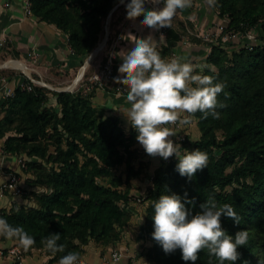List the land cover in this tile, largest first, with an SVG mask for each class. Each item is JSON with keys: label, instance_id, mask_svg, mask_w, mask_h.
Instances as JSON below:
<instances>
[{"label": "trees", "instance_id": "trees-1", "mask_svg": "<svg viewBox=\"0 0 264 264\" xmlns=\"http://www.w3.org/2000/svg\"><path fill=\"white\" fill-rule=\"evenodd\" d=\"M28 2L33 16L67 37L82 64L100 42L107 16L111 27L117 16L126 15L130 0L121 5L119 0ZM211 8L223 25L207 40L193 33V42L209 48L205 67L194 74L225 85L218 97L225 106L217 108L218 119L195 114L197 139L187 135L177 139L182 154L197 149L208 155L207 167L191 179L179 175L175 156L163 160L148 176L150 162L144 149L135 146L136 131H126L117 116L94 107L82 86L55 91L33 84L34 91H28L18 85L11 97L0 102L3 151L24 157L22 169L31 190L23 195L32 202L14 204L9 211L2 210L0 218L23 227L35 239L32 247H43L50 255L48 263L69 252L79 253L80 258L91 241L102 247L114 245L133 219L134 206L141 204L140 228L150 245L139 255L154 264H191L182 260L179 249L165 254L151 236L158 198L174 193L183 202L186 193L187 199L195 200L194 206L186 205L193 214L209 200L217 207L231 205L241 221L235 224L222 216L223 229L231 236L241 230L249 233L234 264H264V0H216ZM251 31L259 32L258 42L224 44L227 35L244 38ZM47 93L55 101L47 99ZM135 180H146L145 189ZM56 233L60 234L57 245L64 250L53 255L45 241ZM196 264L219 261L205 249Z\"/></svg>", "mask_w": 264, "mask_h": 264}, {"label": "clouds", "instance_id": "clouds-1", "mask_svg": "<svg viewBox=\"0 0 264 264\" xmlns=\"http://www.w3.org/2000/svg\"><path fill=\"white\" fill-rule=\"evenodd\" d=\"M159 5L161 8L149 10L145 3ZM123 4L124 0H119ZM192 0H130L126 4V18L135 21L143 16L141 25L150 30L170 28L178 11L191 6ZM211 8L216 0H206ZM134 37V47L121 52L122 64L118 72L122 79L117 83L127 91L126 100L130 107L124 115L136 131V140L145 153L151 157L164 160L175 156L178 159L176 170L182 177L191 179L199 170L208 164V155L200 150L187 151L182 154L179 143L171 139L176 135L175 126L191 122L197 112L203 118L211 115L219 118L217 108L225 105L218 100L224 91L223 83H214L208 75L194 74L197 67L202 71L205 65H193L184 62V58L175 57L169 60L161 58L151 35L139 39ZM195 85V86H193ZM123 90V91H124ZM183 117V118H182ZM186 205H195V200L182 198L177 194L161 195L154 203L152 239L159 244L165 254L180 250L185 262L196 264L201 251L215 256L219 264H234L240 258L237 250L245 246L249 239L246 230L237 231L234 236L228 235L221 224V217L232 219L239 224L241 217L229 204L217 207L213 200L201 203L200 211L195 212ZM143 216L140 218L142 222ZM0 236L17 239L27 251L35 239L23 227H13L0 218ZM60 234H51L45 241L46 248L53 254L63 252L64 246L57 245ZM59 264H79V253L69 252L60 258Z\"/></svg>", "mask_w": 264, "mask_h": 264}, {"label": "crops", "instance_id": "crops-1", "mask_svg": "<svg viewBox=\"0 0 264 264\" xmlns=\"http://www.w3.org/2000/svg\"><path fill=\"white\" fill-rule=\"evenodd\" d=\"M146 6L151 10L152 6L163 7V3L153 5L146 2ZM118 17L115 18L111 27L108 24L106 41L108 38L109 41L107 43L105 41L103 48L101 47L102 50L99 51V49L96 52L93 50L84 58L83 63L79 64L81 58L70 48L67 37L53 24L33 16L26 8V0H0V58L8 59L0 67L12 68L22 73L29 72V75L26 73L23 75L31 77L34 83L50 90L74 91L82 86L87 94H91V102L94 107L104 110L106 114L117 116L123 129L128 131L132 127L124 115L130 107L126 100L127 91L124 90L123 85L116 81L123 78L118 72V68L123 62L120 57L121 52L130 51L134 47L133 36L144 39L151 35L157 51L163 59L182 57L184 62H191L193 65L199 66L204 64L209 48L193 42V33L205 40L215 37L217 26L220 25L221 20L207 5L206 0H192L189 8L178 11L170 28L165 27L158 31L143 27L140 17H137L135 21L127 19L126 15ZM108 59L113 65L112 76L108 80H104L102 84H95L93 89L87 90V86L91 84L90 75ZM12 62L23 63L25 69L15 67ZM197 69L200 68L197 67L195 70ZM2 75L0 74V79L3 78L4 83L13 89L23 81V78L16 74ZM64 86L66 87L64 88ZM46 95L55 101V97L51 93ZM175 132L184 137L187 135L191 139L199 137V130L194 119L188 124L180 125ZM171 139L174 143H178L176 136ZM135 146L143 148L138 141ZM17 157L15 154L4 152L3 140H0V184L5 180L7 173H15L26 194L31 190V187L26 181L28 175L20 168ZM147 159L150 162L148 167V176H150L153 169L164 159L149 155H147ZM134 183L144 190L147 181L135 180ZM27 203L32 204L24 195L13 196L10 193L0 195V213L2 210L9 211L14 204ZM142 216V210H137L134 206L133 219L122 233L120 240L108 247H102L91 241L84 245L79 259L90 264H133V262L135 264H154L143 255H139L144 248L150 245V242L143 238L140 228L141 223L139 222ZM15 247L19 248L21 252L24 250L21 264H59V261L48 263L50 255L45 252L43 247H31L26 251L18 240L1 236L0 264L16 262L15 257L9 252ZM113 252L120 254L117 261H112L111 254Z\"/></svg>", "mask_w": 264, "mask_h": 264}, {"label": "built area", "instance_id": "built-area-1", "mask_svg": "<svg viewBox=\"0 0 264 264\" xmlns=\"http://www.w3.org/2000/svg\"><path fill=\"white\" fill-rule=\"evenodd\" d=\"M26 8L29 11L28 0H26ZM153 8H157V7L152 6V9ZM112 74H113V65H112L111 60L108 59L106 62H104V64H102V66L97 71H95L94 73L90 75L89 81L91 82V84L87 86V90L93 89V86L95 84L96 85L102 84L103 81L108 80L112 76ZM22 78H23V81L19 84V86L22 89H25L28 91H34L33 90L34 80L31 77L26 76V75H23ZM0 82H2L0 84V102H1V100H4L7 97H11L13 95L14 89L6 85V83H4L5 81L3 78L0 79ZM179 127H180V124H177L174 130L176 131L177 128ZM176 138L182 140L184 136L177 135ZM17 162L20 168L22 169L24 167V157H17ZM9 193L13 196H21L25 193L24 188L20 184V179L18 175L15 173H7L5 180L0 184V195H5ZM9 252L16 259V262L14 264H21L22 262L21 250L15 247L9 250ZM119 257H120V254L118 252L117 253L113 252L111 254L112 261H117ZM79 264H90V263L79 259ZM133 264L135 263L133 262Z\"/></svg>", "mask_w": 264, "mask_h": 264}, {"label": "rangeland", "instance_id": "rangeland-1", "mask_svg": "<svg viewBox=\"0 0 264 264\" xmlns=\"http://www.w3.org/2000/svg\"><path fill=\"white\" fill-rule=\"evenodd\" d=\"M110 15H108L107 16V18L105 19V23H104V33H103V35H102V38H101V40H100V42L98 43V45L96 46V48L94 49V50H99V51H101L102 49H101V47L103 48V43H104V39H105V33H106V29H107V27H108V24H109V22H110V19H111V17H109ZM220 25L219 26H217V32L216 33H218L219 32V29L221 28V25H223V23L222 22H220L219 23ZM258 33L259 32H257V33H254L253 31H251L250 32V34H248V36H246V37H241V36H239L238 34L236 35H230V36H225V38L223 39V41H224V44L225 45H229V46H232V44L234 45V46H237V45H239V44H242V43H245V42H252V43H255V42H258L257 41V39H256V35H258ZM256 34V35H255ZM100 47V48H99ZM1 60H0V65H2L6 60H8V59H2V58H0ZM16 62H12V64H14V65H16L15 64ZM23 64V63H22ZM16 67V66H15ZM18 67H21V68H23V69H25V65L23 64V66H18ZM6 73H8V74H10V73H12V75H19V76H23V74H25V73H22V72H19V71H16V70H14V69H12V68H8V67H0V74H3L2 76H7V74ZM29 73V72H28ZM28 73H26V75H29ZM20 77V78H21ZM35 85H36V83H34ZM67 86V85H66ZM66 86H64V88L66 87ZM45 89H47L46 87H44ZM47 90H50L49 88L47 89ZM58 90V89H57ZM51 97L50 96H48L47 97V99H50ZM3 115V113H0V117ZM178 134H176L175 136H177ZM181 136V135H180ZM137 193H139V191L138 192H136L135 194H137ZM137 196H139V194L137 195ZM140 205L141 204H138V205H136V208H137V210H139L140 209Z\"/></svg>", "mask_w": 264, "mask_h": 264}, {"label": "bare ground", "instance_id": "bare-ground-1", "mask_svg": "<svg viewBox=\"0 0 264 264\" xmlns=\"http://www.w3.org/2000/svg\"><path fill=\"white\" fill-rule=\"evenodd\" d=\"M99 48H100V47H99ZM15 64H16L15 66H23V64L20 63V62H16Z\"/></svg>", "mask_w": 264, "mask_h": 264}, {"label": "water", "instance_id": "water-1", "mask_svg": "<svg viewBox=\"0 0 264 264\" xmlns=\"http://www.w3.org/2000/svg\"><path fill=\"white\" fill-rule=\"evenodd\" d=\"M106 38H107V33H105V39H104V43H105V41H106ZM103 43V44H104ZM95 52H96V50H94Z\"/></svg>", "mask_w": 264, "mask_h": 264}]
</instances>
